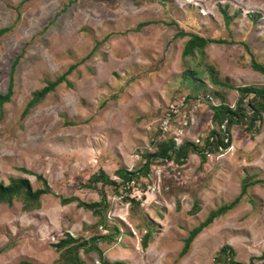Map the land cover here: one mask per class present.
<instances>
[{
  "label": "rangeland",
  "instance_id": "374dc122",
  "mask_svg": "<svg viewBox=\"0 0 264 264\" xmlns=\"http://www.w3.org/2000/svg\"><path fill=\"white\" fill-rule=\"evenodd\" d=\"M5 28L0 94L12 79L13 96L0 106V180L25 178L36 190L44 187L42 176L51 192L32 210L18 198L0 203V264H60L64 250L53 244L66 234L89 239L106 233L93 228L97 217L89 210L61 200H100L83 186L100 169L116 180L118 168L140 169L164 137L167 113L190 94L199 98L184 101L166 138L188 122L177 144L203 145L219 128L211 105L235 108L240 95L212 86L208 77V91L193 90L183 77L188 69L211 66L229 86H264V75L252 67L264 64V0H0ZM181 30L225 42L211 41L203 55L184 58L189 36L181 37ZM68 70L67 80L23 117L33 93ZM244 183L249 187L240 201L181 256L189 232L238 198ZM130 187L119 190L122 197L113 186L104 188L107 222L121 231L113 243L99 242L105 260L216 264L218 251L229 245L237 261L264 264V116L253 130L234 125L230 146L205 163L192 153L180 162L154 163L148 177ZM128 197L140 204L124 201ZM149 226L153 234L144 248ZM80 256L85 264H101L95 252Z\"/></svg>",
  "mask_w": 264,
  "mask_h": 264
},
{
  "label": "trees",
  "instance_id": "16d2710c",
  "mask_svg": "<svg viewBox=\"0 0 264 264\" xmlns=\"http://www.w3.org/2000/svg\"><path fill=\"white\" fill-rule=\"evenodd\" d=\"M230 23V18L226 17V24L229 25ZM141 25L142 24H140L139 27H141ZM8 30L9 28L0 30V36ZM178 34L181 37L189 36L183 50L184 58L185 56L194 58L197 53L203 55L207 44L211 41L225 42L221 39L210 40L200 36L199 34L189 33L183 30H181ZM18 59L14 63L13 68L17 65ZM252 67L254 70L264 75V64H259L254 61ZM73 68L74 66H72V69ZM70 72L71 70H68L56 80L47 82V85L44 88L35 91L22 116H26L30 110L41 103L50 92L54 91L58 85L66 81ZM183 77L188 82L189 86L196 91H199L202 87L204 88L203 90L208 91V86L204 80L206 77L209 78L212 86L214 87L222 86L236 89L240 95L236 107L232 108L225 103L211 105L214 113L212 121L219 128L210 131L209 135L204 140L203 145L200 143L202 145L201 147L198 146V143L189 140H185L180 145H177L174 136L167 138L161 136L160 142L155 143L158 147L156 152L144 155L145 163L140 169L132 171L127 168H118L115 171V175L118 180L112 179L103 169H100L97 173L89 177L87 183L83 184V186L87 189L97 191L100 195V200L84 202L76 196L62 199L61 201L63 204L77 202L79 207L89 210L93 216L97 217V222H95L93 228H102L106 231V233L93 235L89 239L74 237L70 234H66L63 239L59 240L56 244H53L57 251L64 250L61 256L62 261L60 264H85V261L80 256L81 251L87 254L91 252L97 253L101 264H122L121 262H109L105 260L103 251L99 247V242L111 244L121 235L120 228L118 226L109 225L105 216L109 209V202L104 191L106 186H113L115 193L122 197L123 195H121V193L119 194V190L122 188L123 192L130 191V185L135 186V184H137L142 178H147L151 172V166L154 163H162L165 160H176L180 162V158L186 159L190 153L200 156L202 163H205L209 154H218L223 151V149H227L230 146L231 130L234 125L245 124L248 129L253 130L256 127L257 122H262L264 116V86H229L217 77L216 72L211 66H207L206 68H202L200 70L190 68L184 73ZM208 95L209 94L207 93V96L205 97L210 98ZM12 96L13 80L11 79L7 93L0 94V106L11 101L10 99ZM188 97L189 98L186 97V99L199 98L197 94H190ZM206 147L208 149L205 151L204 149ZM38 178L43 181L44 187L36 190L32 189L30 181L25 178H13L11 176L8 184H4L3 181L0 180V203H11L14 198H18L24 204L25 210L38 208L41 204L42 196L51 192V188L47 181L42 176H38ZM99 184H101L100 188L98 187ZM248 187L249 185L244 183L238 198L231 203L225 204L218 209L211 211L203 222L189 232L181 250V256L188 253L193 240L204 228L209 226L217 216L225 214L240 201L241 197L246 193ZM128 200L136 205L140 204V202L129 197L124 199V201ZM152 234L153 230L149 226L147 233L142 238V246L144 248L148 246ZM235 254L236 253L231 246L224 245L218 251L217 256L215 257V262L216 264H244L236 260ZM262 257L264 256H261L260 258ZM22 264L30 263L23 262Z\"/></svg>",
  "mask_w": 264,
  "mask_h": 264
},
{
  "label": "built area",
  "instance_id": "2783aa9c",
  "mask_svg": "<svg viewBox=\"0 0 264 264\" xmlns=\"http://www.w3.org/2000/svg\"><path fill=\"white\" fill-rule=\"evenodd\" d=\"M185 100H186V99L184 98V100L181 101L182 104H177V103H175V105H173V106L171 107V109L169 110V112L167 113V115H166V117H165V119H164V122H163V124H162V126H161V134H162L164 137H166L168 131H170V129H171V127H172V125H171L170 123H171V121H172L173 116H174L175 114H177V113H178V114L181 113L180 110L183 109V107H184V105H185V102H184ZM178 111H179V112H178ZM178 114H177V115H178ZM184 117L187 118V114H186V112L184 113ZM187 125H188V122H185V123L183 124V126H180V127H179L178 132H176V133L174 134L175 141H176L177 137H179V136L183 133V131L185 130V127H186ZM179 138H180V137H179ZM176 143H177V141H176ZM177 145H178V144H177ZM133 186H134V185H133ZM149 188L153 190L152 187H149ZM150 189H149V190H150ZM139 197L141 198L142 195H140Z\"/></svg>",
  "mask_w": 264,
  "mask_h": 264
}]
</instances>
